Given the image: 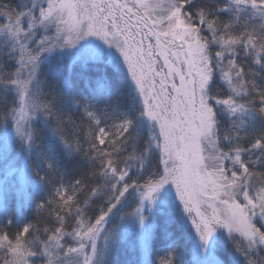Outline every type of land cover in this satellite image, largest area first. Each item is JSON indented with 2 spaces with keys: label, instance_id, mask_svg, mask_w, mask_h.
Here are the masks:
<instances>
[{
  "label": "snow or ice",
  "instance_id": "snow-or-ice-1",
  "mask_svg": "<svg viewBox=\"0 0 264 264\" xmlns=\"http://www.w3.org/2000/svg\"><path fill=\"white\" fill-rule=\"evenodd\" d=\"M0 264H264V0H0Z\"/></svg>",
  "mask_w": 264,
  "mask_h": 264
},
{
  "label": "trees",
  "instance_id": "trees-1",
  "mask_svg": "<svg viewBox=\"0 0 264 264\" xmlns=\"http://www.w3.org/2000/svg\"><path fill=\"white\" fill-rule=\"evenodd\" d=\"M69 179H71V174L69 175V177H68ZM93 210H94V208H93ZM90 215H91V212L89 213Z\"/></svg>",
  "mask_w": 264,
  "mask_h": 264
}]
</instances>
